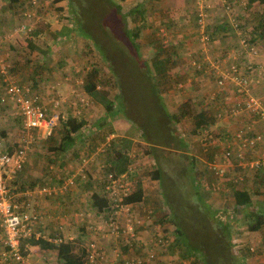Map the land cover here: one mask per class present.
Masks as SVG:
<instances>
[{
    "label": "rangeland",
    "instance_id": "1",
    "mask_svg": "<svg viewBox=\"0 0 264 264\" xmlns=\"http://www.w3.org/2000/svg\"><path fill=\"white\" fill-rule=\"evenodd\" d=\"M28 1L29 0H14V3H12L8 0H0V70L4 67V72L0 71V96L4 91L3 79L5 78L27 87L30 95H44L48 100H50L52 96L58 98L64 97L65 102L62 106V116L53 129L50 137L45 139L40 138L27 144L25 162L27 156L29 157V155H31L30 166L27 168L28 175L22 179L26 184L20 182L21 184L17 186V189L24 187V189L27 188L31 192L30 195L41 196L36 192L37 188L44 185L41 179L44 178V176L48 178L51 175L57 177L62 174V170L73 167V164L75 165L78 163L79 156L82 157L84 154L87 156L89 155L85 152L86 148L91 150L93 148V153L90 152L89 159L95 163L96 167H101L102 159L104 157L106 158L108 155L106 152L111 142L117 139L115 144H119L118 138L122 135L125 137L124 129L126 130L129 128L130 131L134 132V124L138 123L139 125L141 120L151 121L150 124L156 122L160 124L159 118H157L160 114L156 113L158 107H160V103L159 100L154 98V93L152 94L150 92L147 86L148 81L146 77H144L143 69H150V66H153L151 60L154 54L157 52L166 53L170 50V46H174L176 49V54L174 55V59L176 60L171 64L166 74L168 79H170L166 81L159 80L161 86L160 90L163 89L162 93H164L161 99L167 110L177 111L179 107L178 103L186 98L193 100L191 106L197 111L209 106L211 103H207V99H209L210 95H213L215 101L213 106L214 109L225 111V107L221 108L217 106L221 98L218 95L220 89L212 80V71L208 70L206 72L210 73V81L206 80L205 85L203 81H201L203 78L200 73L196 74L193 71L194 66L192 63L194 57L201 56V45H199L198 41H180L183 27L187 25L188 28H191L192 26L193 21L190 11L192 10L195 13L193 8L196 0H191V3L188 1L182 2L181 4H179L180 0H112L114 3H120L122 11L126 14L131 7L141 6L142 16L139 17L136 15L132 17L127 15L124 23L115 21L114 15L112 17L111 12L101 1L79 0L81 14L87 20L86 25L93 34L92 37L89 38H83L77 35H71L69 37L62 33L65 25L70 26L72 24L69 18L65 20L66 17L71 18L70 10L65 0H34L35 2L31 4L32 9ZM77 1L78 0H76V2ZM198 1L209 2L210 0ZM26 8H28V10L31 9L30 11H33L38 18L24 19L22 11ZM233 14H235V12ZM211 16L212 10L210 12V22ZM104 23L105 25L113 23L112 27H115L113 32H116V34L111 32L112 34L109 35L108 32L105 35L107 30L103 28V26H105ZM135 26L140 29L137 36L138 45H136V41L131 43L132 34L130 30L132 31ZM253 26L256 27V31L259 29L256 24ZM126 29H128L129 32L124 35L123 31ZM191 33L195 35V32ZM25 38H29L31 44L37 45L40 50H38V48L31 49L27 47L24 41ZM93 38L95 41L102 44L105 50V59L100 58L98 53H101V47L98 46L99 49H97V47L95 49L92 43ZM241 38V35L236 36L237 41H240ZM262 39L263 36H256V40L259 42V46H256V48L257 50L260 49V52H257L256 55L248 53V46L239 47L237 45L235 48H232V50H234V57L239 53L241 57L245 55L246 60L251 58L257 59L261 50L263 49L262 51H264V40L262 41ZM176 43H182V46L176 47ZM133 49L136 51V54ZM227 49L218 47L216 50V48H213V43H210L206 54L209 60L211 54H219L218 57L221 58L220 60H210L216 65V63L233 55L232 50L229 49V51H227ZM42 50H46V52L43 53ZM57 60L62 61V63L59 65ZM141 64H143V66ZM88 67H90V70L94 69L96 75L94 86L105 91L108 97L115 103L113 114L110 113V115L105 116L103 108L92 101L81 87V78L84 76L83 71H85L84 69H88ZM262 70L264 71V61H262ZM178 81H180L181 84L179 86L180 89L176 87ZM228 89H231V86H229ZM260 92L262 91L260 90ZM151 94L153 95L152 97ZM254 96L260 98L264 103V98L255 94ZM80 98L87 101V104L80 102ZM119 99L121 102L116 104ZM10 103L12 102L9 99L4 103H0V137H2L3 143L7 149H11L21 140V124L19 125L16 120L19 116L14 111V105ZM69 117L77 120L76 122L81 121L82 125L72 134L73 136H77V134L79 136L75 139L71 148L66 149L64 152L54 151V146L63 134L62 121H65ZM100 117L106 118L107 125L98 126L97 124H93L96 120L101 119ZM211 117L210 115L207 118V126L198 129L195 134L191 132L193 125L191 118L182 117L175 122L176 129L182 134L186 142V149L184 151L190 157L188 161L184 158V162L187 164L188 170L193 174L198 172L199 176L203 178L206 184L213 180V174L207 169L208 164L213 160L212 155L214 153H220L223 147H225V144H229L233 147V145L230 144L232 143V131L228 130L226 133H221L217 128L221 127L222 121ZM230 118L232 117H229V119ZM239 121L240 119L236 120V122ZM119 127H121V129ZM243 127H245V124ZM159 128L160 127L155 131L158 132ZM204 128L207 130V134L203 133ZM118 129H120L121 132H119ZM108 135H111L110 137L112 139H110L111 142L109 145L105 140V136ZM225 135L226 138H223ZM5 136L7 138H5ZM223 139H226V141H223ZM223 144L224 146H222ZM132 146L134 149L133 151H138V162L142 159L140 156L141 147H138L136 142H134ZM75 151L77 152L75 153ZM166 154L167 155L164 157H160V165L168 181H171V179L174 180V188L168 185L165 191L167 192L169 190L170 193L171 190L173 191L174 204L172 203V208L177 211L180 217H183L179 222L182 223L181 227H184L186 236L188 232L194 234V237L193 235H189V241L193 243L196 240V231H200L201 227H197L195 230L194 223L191 222L192 220H189L190 212L186 206L189 205V207H192L191 204H193V201L191 198L186 197L187 191L185 189L186 179L184 170L183 173H181V171L179 172L181 174L177 175L175 172V166L184 163L179 162L182 158L178 159L176 157L175 150L166 151ZM248 156L249 154L245 155V159H247ZM108 161H110L109 158L106 159V163H108ZM149 163V158L147 162L144 160L141 163L138 162L136 168L139 179H142V172H139L138 167L143 164L148 166ZM50 165L52 166L51 168ZM20 169L22 170L23 166ZM46 170H49V172ZM249 181L250 186L259 185V188L261 187L258 181L253 184L251 179H249ZM31 182L38 183L28 188L27 186H29ZM228 184L229 181L226 180V185ZM73 187H75V184L70 185L69 188L72 189ZM155 187L153 192L157 195L158 188L157 186ZM263 191L264 190H261L260 195L255 194L253 196V202L255 203V205L253 204L254 207H263L262 209H264ZM153 192L152 194H154ZM78 193L79 197L82 199L88 196V193L86 194L84 191L81 192L80 189H78ZM226 196L229 197V195ZM41 197L45 196L42 195ZM156 201L159 203L158 198ZM210 201L213 203V205L210 203L213 207L217 205L215 202L219 203L217 200ZM170 202H172V199ZM229 205L230 204H228L225 199L222 210L223 207L225 208V206ZM169 209H171V206H169ZM160 221L157 222V225H161L166 220L161 219ZM153 222H151V224ZM184 223H186V225ZM236 224L237 225L234 227L238 228L237 230L245 231L244 226L239 220H236ZM154 225L155 224H153V226ZM155 227L157 228L156 225ZM237 230L232 231V233L237 232ZM210 232L215 233L214 230ZM246 238L247 236L242 238L238 237L239 240L242 239V241L240 240L241 245L245 243L244 241ZM197 240L201 241V239ZM237 247L238 246H234L232 248L237 251ZM184 249L185 247L181 240H179L177 244L173 243V245H169L168 253L174 258L173 264H178L181 261H184L185 264H190V261H188L190 258L183 255L185 253L183 252ZM210 255L215 260L218 258L217 251L212 250Z\"/></svg>",
    "mask_w": 264,
    "mask_h": 264
},
{
    "label": "trees",
    "instance_id": "2",
    "mask_svg": "<svg viewBox=\"0 0 264 264\" xmlns=\"http://www.w3.org/2000/svg\"><path fill=\"white\" fill-rule=\"evenodd\" d=\"M14 3V0H8ZM101 1L105 7L108 8V10L111 12V15L113 17L114 15V20L118 21L119 23H124L125 18L127 15L130 16H136L138 15L139 17L142 16L141 14V6H133L129 9L128 13H124L122 11L120 3H114L112 0H99ZM16 2V1H15ZM66 5H68L71 18L66 17L65 20H68V18L71 20L72 24L70 26L65 25L63 27L64 33L66 36H80L83 38H89L92 37V32L89 30L88 26L86 25V19L85 17L81 14L80 6H79V0L76 2V0H65ZM229 2V9L228 11L224 9L223 5L219 2L216 3V7H222L224 11H227L228 17H226V27L224 28L227 29L228 31H233L234 32V37H235V44L240 47L239 41L236 40L237 35L244 36L248 42L249 45H254V46H259V42L256 40V36H263L262 41L264 40V17L263 20L257 23V20L253 21L252 23H245L244 21L240 19V16L238 15V12L236 10V4L234 0H228ZM78 3V4H77ZM241 7H245L246 2H240ZM31 6V5H30ZM193 10L195 11L196 14V19H195V24L193 27V30L195 32V39L194 41H198L197 38V11L194 5ZM211 12V11H210ZM235 12V14H233ZM233 17V18H232ZM210 18V16H209ZM238 22V25L235 27L233 25V21ZM257 25L259 29L256 31V27L253 25ZM105 25V23H104ZM113 23L109 25L103 26L104 29L107 30L105 35L109 32V35L116 32H113L115 27H112ZM116 25V24H115ZM109 31H108V29ZM224 27V26H223ZM123 28V26H122ZM230 28V30H229ZM251 28V29H250ZM211 22L208 19V22H206L204 26V32L208 35L209 40L211 44L214 41V33L211 30ZM105 30V31H106ZM223 30V31H224ZM245 32H243V31ZM123 31V30H122ZM112 32V33H111ZM124 35L128 33V29L124 30ZM132 34V42L136 41L137 44V36L140 32V29L137 28L136 26L133 27L132 31L130 30ZM118 35V34H117ZM116 37V36H115ZM68 39V38H65ZM26 46L31 48V49H37V45H33L30 42L29 38L24 39ZM185 42V41H184ZM209 42V43H210ZM94 47L96 49H99L98 46L101 47L100 51L101 53H98L100 58L105 59L106 55L104 53V49L102 47V44L100 42H97L93 38ZM199 43V41H198ZM160 44V43H159ZM178 44V45H177ZM182 46V43H176V47ZM174 46H170V50L167 51L166 53L164 52H157L154 54L152 58L153 66H150V69H143L144 70V77H146L148 81V87L150 89V92L153 94L154 93V98L156 100H159L160 107L156 106L159 116L158 120L160 121V124L153 123L150 124L151 121H140V124L138 123L134 124L135 129L134 132L130 131L129 128L125 130V137L120 136L118 138L119 144H115L117 139L113 142L111 140L108 142V145L110 146L107 148L108 155L106 156L105 159L109 158L110 161L106 163V160L101 163V167H96L95 163L89 159V156L91 153H93V148L85 149V152L89 154L88 156L86 154L82 155V157L79 156L78 163L74 166V170L78 171V176L79 180L82 181L83 187L82 191L84 193H88L87 199L90 202V207L93 208L95 207L98 210H95L94 212L90 211V218L92 220H97L99 218L104 219L107 215H105V212L114 211L113 208L109 206L112 205L113 203H117L116 200H112L110 197V189H106L105 186L110 184V180L108 178V174L113 175V178H117L121 175L118 180V184H121L123 182L127 183L128 190L124 195H122V204H126L128 206V211L132 213V215L136 214H143L144 208H148L150 210V216L155 217V221L159 222L161 219L166 220L164 223H162L160 228L162 226H165V223H170L172 224V232L170 234L171 241L170 244L173 245L177 244L179 240L182 241L185 249L183 252H185L183 255L188 256L190 259V264H246V259L247 257H250V254H255L257 257L261 259V264H264V259L261 256L263 255L264 252V247H261L260 245H254V244H242L237 247V251H235L232 248V226H236V220H239V222L242 223L244 226V229L249 231H256L262 227H264V209L261 207L257 208L254 207L255 203L253 202V196L255 194H261V190H264L263 188V177H262V166L258 167L256 169H245L244 167H240L237 163L238 160L236 159V156H232L230 159L229 156V163L231 162L232 168L231 170H228L227 173L224 174V178L221 181L226 182L228 180L229 183L226 186V190H228V196L226 198L228 199V204L229 206L223 207V211L225 213L226 217H231V215L239 214L237 216H234L233 218L235 219H221L219 214L217 213V209L212 207L209 203H207L203 198H205L206 193L202 192L201 189H207L211 190V183L213 182H218L220 178L216 177L212 171H210L209 168H207L212 174H213V180L210 183H205L202 177L199 176V173H191L190 170H188L187 164L184 162V158L186 161L190 160L189 155L184 151L186 149V142L184 138L182 137V134L179 133V131L175 127V122L179 120V118H191L192 119V129L191 132L195 134L198 129H201L204 126H207L208 124V116H212L211 118L217 119L215 117V109L214 105L211 104L209 107L201 108L200 110L195 111L192 106L191 102L193 101L192 99H183L178 103L179 107L178 110L176 111H168L166 106L164 105L161 97L164 93H162L163 89L160 90V83L159 80L166 81L168 77L166 76L168 69L170 68L171 64L174 63V55L176 54V49ZM163 48V46H162ZM38 50H40L38 48ZM134 50V49H133ZM43 53L46 52V50H42ZM135 54L136 51L134 50ZM209 53V50H208ZM219 55L218 54H211L210 60L213 61H218L216 59ZM221 58H219L220 60ZM146 61V60H144ZM59 65L62 63V61H58ZM56 62V63H57ZM195 63L200 65V62L196 59H194ZM143 66V64H141ZM193 71L197 74H204L203 67L200 65L199 68H196L194 64H192ZM44 66V65H43ZM83 70V69H82ZM81 70V71H82ZM84 76L81 78L82 84L81 87L83 88L84 92L87 94V96L94 101L95 103L99 104L105 113V116H108L113 114V111L115 110V103L108 97L105 91L97 88L94 86V79H95V73L94 69L90 70V67L88 69H84ZM80 72V71H78ZM205 75H209L210 73H206ZM213 77V73H212ZM170 79V78H169ZM168 79V80H169ZM180 80V79H179ZM180 81L176 83V87L180 89L178 84ZM163 87V86H162ZM228 88V86H224V89ZM151 94V97L153 96ZM253 95V94H252ZM254 96V95H253ZM260 99V98H259ZM118 102H121L120 99L117 100L116 104ZM158 102V101H157ZM262 105L264 106V103L261 101ZM117 110V107H116ZM244 112V111H243ZM254 120L258 123H261L258 119L257 116L252 115ZM101 118V117H100ZM72 117L67 118L65 121H62V131L63 134L61 135L60 140L57 142V144L54 146V151H60L64 152L66 149L71 148L73 146L75 139L79 136H73V132L78 129L82 124L81 121L76 122ZM249 121L244 123L247 125ZM93 124H97L98 126H105L107 125V120L106 118H101L96 120ZM243 124V126H244ZM158 132L155 130L158 128ZM21 128V127H20ZM260 128V124H259ZM258 128V129H259ZM254 129V125H253ZM257 130V129H254ZM250 131V130H249ZM85 135V134H84ZM246 135H250V133H246ZM134 136V137H133ZM50 137V136H49ZM48 138V137H47ZM135 138V140H133ZM45 139V138H44ZM140 140V141H139ZM232 144L234 147L237 148V145L235 144V141L233 139ZM142 141V142H141ZM3 142V141H2ZM136 142L138 144V147H141V155L143 156H150V163L143 171V176H147L150 179H155L158 181V186L160 187L158 200L159 203L155 200L154 202H149L146 204V202L142 203L141 205L140 202L141 197H142V192L143 189L141 187V179L138 177V172H137V157H138V151H133L132 149V144ZM205 144V143H204ZM228 145V144H227ZM227 145L223 147V149L227 148ZM105 146V145H103ZM224 146V144L222 145ZM229 147H232L231 145H228ZM221 147V146H220ZM6 148V147H5ZM16 148V145L12 147L11 149H8L9 151L13 150ZM7 149V148H6ZM222 149V150H223ZM53 150V148H52ZM176 153V157L182 158L180 159V163L183 162L184 164H177L175 166V172L177 174L183 173L184 170V176L186 179L185 183V189L187 191V198H191L193 201V204H191L192 207H189L187 205V209L190 212V219L192 220L191 222L194 223L195 225V230L197 227H201L200 231H196V240L195 242H190L189 241V235H193L192 233L187 234L184 231V227L182 226V223L179 222L183 217H180V215L177 214V211L173 210L172 208V203L174 204V198L172 194L169 192V190L166 192L165 188L170 185L171 188H174V183L173 179L171 181H168L167 177L165 176L166 174H163L162 167L160 165V157H164L166 154V151H174ZM221 150V151H222ZM232 150V149H230ZM260 146L256 145L254 148L246 147L245 149L242 150V160L249 162L252 160L256 155L259 154L260 152ZM257 151V152H256ZM77 151H75L76 153ZM91 152V153H90ZM110 153V154H109ZM140 153V151H139ZM221 153V152H220ZM216 156H219V153H215ZM249 154L248 158L245 159V155ZM214 155V154H213ZM212 155V156H213ZM234 157V158H233ZM85 158V159H83ZM145 159V158H144ZM212 159V157H211ZM135 165V166H132ZM179 165V166H178ZM131 166L130 168H128ZM97 169V171H96ZM205 170L204 168H202ZM201 169V170H202ZM96 171L93 175L95 177H92V172L91 171ZM182 171V172H181ZM237 171V172H235ZM245 171H250L252 174L245 175ZM19 171L16 172V174ZM181 172V173H179ZM242 174L244 177L241 181L234 182L233 178L235 177L236 174ZM15 174V175H16ZM251 179L252 184L255 183L256 181L259 182V185H248V181ZM220 181V183H221ZM97 182V183H96ZM96 183L95 188H90L91 185ZM228 183V182H227ZM35 182H31L28 188H31ZM203 185V187H202ZM199 187V189H198ZM23 190L24 187H21ZM70 188L68 187V190ZM261 189V190H259ZM203 190V189H202ZM256 192V193H254ZM264 192V191H263ZM172 199V202H170ZM165 204H167V207L171 206V209L169 212H165L161 210V207ZM254 204V205H253ZM146 205V206H145ZM157 205V206H156ZM155 209L159 210L158 216H155ZM175 209V208H174ZM79 212H83L84 214L85 211L80 210ZM100 215L99 218H96V215ZM157 218V219H156ZM161 223V221H160ZM186 225V223H184ZM79 227L77 228V231L85 229L83 225L78 224ZM137 226V225H136ZM145 221L141 223L138 227H135V231H140V229L145 228ZM236 228V227H235ZM148 229V228H147ZM150 229V228H149ZM215 231V233H211L210 231ZM79 237L66 240V241H60L59 243H54L51 240H46L43 239L42 237H24L20 236L19 237V244H37L41 249L44 250H49L53 251L56 254L57 259L59 260L60 264H82L83 258L85 256V248L83 246H80L79 243ZM197 239H201V241H198ZM262 241H264V235L261 238ZM264 243V242H263ZM253 246L254 250L250 251L249 247ZM5 248L8 250L9 248L5 246ZM131 248L133 250H137V247L135 246V242H133ZM213 251H217L218 258L215 260L211 257V253ZM239 250V251H238ZM140 250L136 253H139ZM182 252V253H183ZM158 259V258H157ZM160 263V262H157ZM156 263V264H157ZM181 264V263H179ZM260 264V263H259Z\"/></svg>",
    "mask_w": 264,
    "mask_h": 264
},
{
    "label": "built area",
    "instance_id": "3",
    "mask_svg": "<svg viewBox=\"0 0 264 264\" xmlns=\"http://www.w3.org/2000/svg\"><path fill=\"white\" fill-rule=\"evenodd\" d=\"M219 1L224 4L226 8H229V5L226 4V0H214ZM35 1L31 0V4ZM208 4L199 5L198 20H197V38L201 45L202 52L204 53L205 58L207 59V45H208V36L203 32L204 26V17L205 9ZM25 10L23 16L26 19H32L35 16L33 11ZM235 25V24H234ZM241 43L246 45L245 40L241 39ZM247 51L249 54L254 55L256 49L253 46H248ZM196 68H199L200 65L193 62ZM209 67L204 70L206 73L208 70L213 72L214 64L208 59ZM247 69H250V65H246ZM4 67L1 68V72H4ZM5 79V78H4ZM214 84L219 88L224 86H231L233 93L237 95L234 102L224 110H215V117L217 119L226 118V116H237L238 113L246 112L251 115V120L245 125V127L236 128L232 132V137L235 141L236 147L227 146L226 149H223L219 156H216L214 153L213 160L208 164V168L213 174L220 178L218 182L211 183V190L217 191L220 187V181L224 178V174L230 169L231 163H229L232 156H236L238 159V165L244 167L245 169L251 170L256 169L262 166V177H263V187H264V106L260 102V99L256 96H253L249 92V86L253 81V78L250 75L241 73L237 66L234 64L230 65L226 69L218 70L214 72L213 75ZM4 91L0 96V103H4L9 99L14 107L15 112L18 114L21 123V140L16 144V148L9 151L6 149L2 138L0 137V227L1 232L4 237L3 242L9 248L8 255L10 258L22 261L21 254L18 253L19 237L28 236L32 232L31 224L38 221L40 215L34 212L32 209H28L29 206L27 203L21 209L20 203L18 201L17 193L23 195L25 193L30 195V191L17 189L14 191L13 187L11 188L6 183V177H11L13 174H16L17 171L23 166L25 162V150L27 144H30L34 140L44 139L51 135L53 129L58 124L62 116V106L65 102V98L53 97L48 101L40 100L39 95L29 94V89L23 85H19L13 81L5 79ZM181 84L179 83L178 86ZM207 103L215 104L213 95H210L207 99ZM42 101V102H41ZM80 102L87 104V101H84L80 98ZM210 104V105H211ZM209 105V106H210ZM207 106V107H209ZM252 115L257 116V119L261 122L260 128L257 130L253 129L254 123H258L254 120ZM250 130V131H249ZM203 133L207 134V130L204 128ZM250 133V135H246ZM111 135L105 136L106 142H109ZM256 145L260 146V152L252 160L246 162L242 160V150L246 147L254 148ZM232 149V150H230ZM85 159V158H83ZM86 160V159H85ZM261 165V166H259ZM129 166L128 168H130ZM123 176L120 174L119 177L113 178L112 173L108 174L110 184L106 185V189H110V197L112 200H116L117 203L109 204L114 211L105 212L106 217L104 219L99 218L101 215H96V218L99 219L97 222L92 220L89 217H86L83 212H78L76 215V221L78 224L84 226L87 231L98 232V235L104 237H113L116 240H122L124 245H128L130 248L135 242V246L140 250L139 253H134L133 255L122 256L121 262L119 264H152L160 254V251L169 249L172 232V225L167 222L162 228L160 226L155 227L152 231V236L149 242H146L141 239L140 231H135V227H138L141 223L145 221V224L148 225L151 223L152 217L150 216V210L145 209L143 214H134L128 211V206L122 204V195L128 190L127 183L123 182L118 184V179ZM224 176V177H223ZM242 174H236L233 178L234 182L241 181L243 179ZM79 178L78 171L73 174L67 175L58 185H53L51 187L42 186L37 188L36 192L42 194L43 196H48L55 194L56 192H64L74 184L75 181ZM137 225V226H136ZM61 240L57 239V243ZM231 242L234 246H239L240 241L237 236L231 238ZM233 246V247H234ZM85 256L83 258L84 263H92L100 256V251L94 240H88L85 243ZM250 251H253V246L249 247ZM115 255L119 256V251H116ZM261 256L264 259V252ZM168 260V259H167ZM171 261H166L163 264H170ZM185 264L184 261L180 262ZM107 264H118L113 260L107 261ZM173 264V263H172Z\"/></svg>",
    "mask_w": 264,
    "mask_h": 264
},
{
    "label": "crops",
    "instance_id": "4",
    "mask_svg": "<svg viewBox=\"0 0 264 264\" xmlns=\"http://www.w3.org/2000/svg\"><path fill=\"white\" fill-rule=\"evenodd\" d=\"M186 1L191 3V0H180V2L179 1L178 2H179V4H181L182 2L184 3ZM241 1L246 2V5L244 8L240 6ZM234 2L236 4V10L238 12V15L240 16V19L242 20V22L244 21V24L245 23H247V24L252 23L255 20H257V23H258V22H260L261 19L263 20V17H264V0H234ZM28 3H29V5H31V0H29ZM31 9H32V7H31ZM25 10H28V8H26L22 11V16H23V12ZM190 12H191L190 14H192L193 23H192L191 28H188L187 25H185L183 27V30L181 32L182 37L180 39L181 42H183V41L186 42L189 40H191L193 42L195 39V36L191 32H194V30H193L194 25L193 24H195L196 14L192 10ZM226 17H228V14L226 11H224V9L222 7H216L215 6L212 9V16H211V28L212 29L211 30L214 33L213 48H216V50L218 47L219 48L224 47L225 49L228 48L227 51H229V49L232 50V48L236 47V45H234L236 43L235 37H234V32L231 31L230 28H229L230 31H228L227 29L224 30V28L226 27ZM23 18L26 19L24 16H23ZM200 48H201V46H200ZM262 50H261V53L257 56L258 57L257 59L251 58L249 60L245 59V55H243V53H242V55H243L242 57L240 56L239 53L237 54V56L234 57V50H232L233 55L228 56L227 59L220 61L219 63H222L220 65V67L223 68V67H226L233 62L238 63L237 61H239L241 64H245L247 62H252V66L254 67V72L256 74L255 75L256 78L253 79V81L251 82V84L249 86V92L253 95L254 94L259 95L261 98H264V94H263V92H264V71L262 70V61H264V56H263L264 51H262ZM257 52H260V49H258ZM215 54H217V53H215ZM194 59H196L200 62L201 66L203 67V70H205L209 67V64H208L209 58L207 57V59H206L203 52L201 53V56L194 57ZM216 59L219 60V57H217ZM240 63H238V64H240ZM77 70H79V69H77ZM83 73H84V71H83ZM200 75L203 78L201 81H203L204 85L206 83V80L210 81L209 75H205V73L204 74L202 73ZM3 80H4V85H5V83H6L5 79H3ZM212 80H213V77H212ZM219 89H220V92L218 95L221 98H220V103H218L219 105H217V106L221 107V108L225 107L224 109H226L234 102L235 97H236V99L238 97L235 93H233L232 88L231 89H228V88L224 89V87H221ZM260 90L262 92H260ZM39 97H40V100H42V101H48V99H46L44 97V95H39ZM10 104L13 105V103H10ZM229 117H231V116H229ZM229 117H226V118H223V120H220V121H222V125L220 127L221 129L217 128V130L220 131L221 133H226L228 130H231L233 132L236 127L237 128L242 127L243 122L246 123L247 121L251 120V115H249L246 112L238 113L237 116H232V118H230V119H229ZM237 119H240V121L236 122ZM16 120H17V123L20 125L21 124V123H19L20 118H18ZM113 125H114V123H113ZM119 128L121 129V127H119ZM258 128H259V123H254V129H258ZM120 129H118L119 132H121ZM124 131H125V129H124ZM122 137H124V136L122 135ZM5 138H7V137L5 136ZM223 138H226V135ZM133 140H135V139H133ZM223 141H226V139H223ZM226 145L227 144H225V146ZM132 149H133V146H132ZM30 156L31 155H29V157L27 156L26 162H24V164H23V169L19 170V172L17 173L18 175L13 174L11 177H6V183L11 188L13 187L14 191H18V190H16L17 186H20V184H21L20 182L24 183V180L22 181V179L25 178L26 175H28L27 174V171H28L27 168L30 166V161H31ZM140 156L142 157V159L145 162H147L148 158L150 157L149 155L143 156L141 154H140ZM58 158H62V157H58ZM104 159H105V157L102 160L105 161L106 159L105 160ZM142 159H140L138 162L139 163L143 162ZM75 165L73 164V167H69L67 169L62 170V174L57 176V177H54L53 175H51L49 177L47 176L48 178H46V176H44V178H42L41 180L43 181L44 185L48 186V187H51L53 185H58L59 182L62 180V178L65 175L67 176V175L75 173V170H74ZM146 168H148V167L143 164V165L138 167V170H139V172L143 173V171ZM231 168H232V165L230 166L229 170H231ZM46 171L49 172V170H46ZM96 171H97V169H96ZM96 171L95 170L91 171L92 175ZM76 172H77V169H76ZM248 174H252V173L250 171H245V175H248ZM252 176H253V174H252ZM92 177H95V175H93ZM38 182H41V181H38ZM141 182H142L141 187L143 189V192H142L143 195L141 197L142 201L140 202L139 205H141L143 202L144 203L146 202V204H147V203H149L148 201H151V203L154 202V204H155V200L157 199V197L159 195V191H160L157 180L150 179L149 177H147L145 175L143 176V174H142ZM37 183H35V184H37ZM96 183L91 185L90 188H95ZM229 183H231V182H229ZM24 184H26V183H24ZM74 184H75V187H73L72 189H69V190L67 189V191H64V192H56L55 194H51V195H48L45 197H41L42 194H40L41 196L29 195L27 193L22 195L20 193V191H18L16 197L18 198L21 209L27 203L29 205L27 207L28 209H32L34 212H36L40 215V218H38V221L31 224L32 232L30 233V235L24 236V237H34V238L42 237L43 239L51 240L56 244H57V239H59L61 241H66V240H70V239H74V238L79 237L80 239H79L78 244L80 246H83V247H85V243L88 240H94L99 251H100V256L92 264H107V261H111V260H113L114 262L119 264L121 262L122 256L133 255L134 253H136L137 252L136 249L133 250L128 245H124L122 240H116L111 236L110 237H107V236L102 237V236L98 235V232H96V231L90 232V231H87L86 229H82V230L77 231V228L79 227L78 222L76 221L77 213L80 210H82V211H85V213H86L85 216L89 217L90 211L94 212L95 210H98V209H96L95 207L91 208L90 202L87 198L82 199L81 197H79L78 189H80V190L82 189V187H83L82 181L79 180V178H78ZM225 185H226V182L221 181L220 187L217 189V191L207 190L204 188H202L203 190L201 189V191L206 193V196L203 199L207 203L210 204L211 203L210 200H212V201L217 200L219 202V203L215 202L217 205H214V208H216L218 211L217 213H219L221 215V216L219 215L221 219L226 218L227 220L228 219L233 220V219H235L233 217L237 216L239 214H235V215L232 214L231 217L230 216L226 217L228 215L225 216V214H223L225 212L222 210V206L224 205L225 199L227 202L229 199V198L228 199L226 198V195L228 194L229 191L226 190ZM248 185L250 186V181H248ZM155 186H157V188H158V190H157L158 195H155V193L153 192V189L156 188ZM23 190L28 191L27 188H25ZM81 192H83V191L81 190ZM152 192L154 194H152ZM151 203H149V204H151ZM211 204L213 205V203H211ZM142 209L145 210L146 208L143 207ZM161 210L165 211L166 213L170 211L169 207H167V204H165V203L161 207ZM158 211L159 210L155 209V213H156V214H154L155 216H158V214H160ZM151 222H153V223L152 224L149 223L148 225L145 224L146 225L145 228L140 229V237L142 240H144L146 242H149V240L152 236V231L155 228V225L158 226L157 221H155V217H152ZM153 224H155V225L153 226ZM167 225H169V223H167ZM237 229L238 228H235L234 225L232 226V231H235ZM232 234H235L239 238L247 236V238L244 241L245 243H243V244L249 245V244L255 243L254 245H257V246L260 245L261 247H264V243H263L264 241H262V239H261L264 235V227H262L256 231H249V232H247V230H245V231L237 230V232L232 233ZM3 239H4V237L2 235L1 227H0V264H60L59 260L56 257L55 252L41 249L37 244H23V245L19 244L18 245V253L21 254V256H22L21 262L19 260L14 259V258H10L8 255L9 249L7 250L5 248L6 245L4 244ZM240 240L242 241V239H240ZM232 246H234V245H232ZM116 251H119V256L115 255ZM168 252H169V249L167 250V253L165 250L160 251L158 259H156L152 264H156L157 262H160L157 264H163L168 260L171 261L170 264H172L174 258H172ZM250 255L251 256L247 257V259H246V264H259V263L261 264V259L259 257H257L255 254H250ZM82 264H85L84 260H83Z\"/></svg>",
    "mask_w": 264,
    "mask_h": 264
},
{
    "label": "bare ground",
    "instance_id": "5",
    "mask_svg": "<svg viewBox=\"0 0 264 264\" xmlns=\"http://www.w3.org/2000/svg\"><path fill=\"white\" fill-rule=\"evenodd\" d=\"M217 2H219V1H214V0H210L209 2H207V1H198V0H196L195 1V8H196V11H197V17L199 18V16H198V12H199V5H202V4H208V6L206 7V9H205V17H204V26H205V24H206V22H208V19H209V16H210V11L215 7V5H216V3ZM220 3V2H219ZM222 4V3H221ZM226 4H228L229 5V2H228V0H226ZM223 5V7H224V9H226L227 11H228V9L229 8H226L225 7V5L224 4H222ZM198 18H197V20H198ZM233 21V25L236 27L237 25H238V22L236 21H234V20H232ZM204 26H203V32H204ZM205 33V32H204ZM206 34V33H205ZM207 35V34H206ZM208 36V35H207ZM241 39H244L245 40V43H246V45H243L242 43H241ZM240 39V41H239V44H240V47L241 46H243V47H246V46H253L255 49H256V53H257V48H256V46H254V45H249L248 44V42H247V40H246V38L244 37V36H242V38ZM210 42V40H209V37H208V45L211 43H209ZM208 45H207V48H208ZM256 53H255V55H256ZM212 61V60H211ZM238 63H240L239 61H237ZM215 63V62H214ZM238 63H236V62H233V63H231V64H229L228 66H226V67H223V68H221L220 67V65L221 64H219V63H216V65H214V70H213V75H214V72H217L218 70H222V69H226V68H228L230 65H232V64H234L235 66H237L238 67V69H239V71L241 72V73H245V74H248V75H250V77H252L253 79H255L256 77H255V72H254V67L252 66V62H247V63H245V64H238ZM247 64H249L250 65V69H247L246 68V65Z\"/></svg>",
    "mask_w": 264,
    "mask_h": 264
},
{
    "label": "clouds",
    "instance_id": "6",
    "mask_svg": "<svg viewBox=\"0 0 264 264\" xmlns=\"http://www.w3.org/2000/svg\"><path fill=\"white\" fill-rule=\"evenodd\" d=\"M199 44H200V43H199ZM204 108H205V107H204ZM220 120H222V119H220ZM51 167H52V166L50 165V168H51ZM65 177H66V175H65L62 179H64ZM61 181H62V180H61ZM61 181H60V182H61ZM263 188H264V187H263ZM66 191H67V190H66ZM233 236H236V235H235V234H232V237H233ZM232 245H233V244H232ZM232 247H233V246H232Z\"/></svg>",
    "mask_w": 264,
    "mask_h": 264
}]
</instances>
